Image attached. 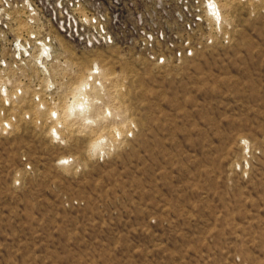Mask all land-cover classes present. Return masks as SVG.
I'll use <instances>...</instances> for the list:
<instances>
[{"label":"rangeland","instance_id":"rangeland-1","mask_svg":"<svg viewBox=\"0 0 264 264\" xmlns=\"http://www.w3.org/2000/svg\"><path fill=\"white\" fill-rule=\"evenodd\" d=\"M229 4L151 44L32 29L47 60L0 32V264H264V0ZM95 62L100 124L56 123Z\"/></svg>","mask_w":264,"mask_h":264},{"label":"built area","instance_id":"built-area-1","mask_svg":"<svg viewBox=\"0 0 264 264\" xmlns=\"http://www.w3.org/2000/svg\"><path fill=\"white\" fill-rule=\"evenodd\" d=\"M171 1L176 4L174 9L167 7L170 0H0V32L11 30L13 41L21 44L24 52L34 45L40 57L47 60L54 39L48 33L34 39L32 29L52 25L68 39L88 46L151 44L164 39L168 18L178 25L177 21L187 16V26L182 24L185 30H192L191 24L203 20L207 23L211 20L216 26L226 20L223 0ZM185 37L184 42L188 43ZM4 123L9 125L11 121Z\"/></svg>","mask_w":264,"mask_h":264},{"label":"bare ground","instance_id":"bare-ground-1","mask_svg":"<svg viewBox=\"0 0 264 264\" xmlns=\"http://www.w3.org/2000/svg\"><path fill=\"white\" fill-rule=\"evenodd\" d=\"M229 5L230 4H229V1L228 0H223L222 1V6L224 8H228ZM60 47H61L62 52H63L64 49L62 47V44H60ZM62 55H63V53H62ZM54 61H57V58H55ZM95 65H96L97 69L94 70L93 69V66H91V69L89 70L88 75L84 76L80 80V82L77 83L78 84L77 86H76V83H73V84H75V87H74L73 91L71 89V87H72L73 84L70 85V87H68L67 92L72 93L71 96H69V97H71V99H68L69 97H67L68 100L65 101V103L61 107V109L56 108V109L52 110V113L54 111H58V115H55L54 114L55 119L57 121L56 123L65 122V124L72 125L71 123H74L75 121H79V123H84V124H90V123H92L91 125H93V124H100L99 122L101 121L100 119L102 118L101 117L102 116V113H101V110L98 111V108L101 107V106H98L97 107V104L94 105V102H98L97 98H98V96H101V94L99 95L100 88L105 89V93L108 92L109 97H111V95H112V91L110 90L111 87L108 88V90H107L106 87L108 86L107 85L108 83L110 85L112 84V78L109 75L107 76L104 73V69L102 67H100L97 62H95ZM51 80L52 79H50V78L48 79V81H51ZM108 80H110V81H108ZM91 94L94 95V97H92ZM92 98H93L94 102L92 101ZM98 103H100V105H102V104L103 105H106L104 102L101 103V101L98 102ZM64 108H67L70 111V113L73 114V115H71L70 113H68L67 112L68 110L67 109H64ZM108 109L111 112L112 108L110 106L108 107ZM62 111H64V112L61 114ZM83 113H84V117H83L84 119L83 120L81 119V121H80V118L78 116H80L81 114L83 115ZM60 114L62 115V117H61ZM103 118H105V117H103ZM52 128H53L52 130H54V133L55 134L58 133V129L56 127V124H54L52 126ZM59 130H60V128H59ZM117 131L120 134V130L117 129ZM109 141L113 142V140H110V137L107 134L106 135L99 136L95 140V142L93 144V149L95 151H99V152L100 151L102 152V150L103 151H106L105 150L106 149L105 147H107L106 146V143H108ZM67 160H69V159H67Z\"/></svg>","mask_w":264,"mask_h":264}]
</instances>
